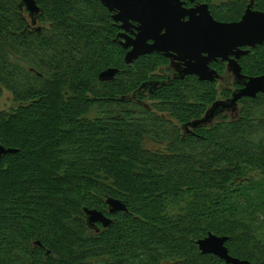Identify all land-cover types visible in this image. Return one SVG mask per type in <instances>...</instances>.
<instances>
[{
	"label": "trees",
	"instance_id": "16d2710c",
	"mask_svg": "<svg viewBox=\"0 0 264 264\" xmlns=\"http://www.w3.org/2000/svg\"><path fill=\"white\" fill-rule=\"evenodd\" d=\"M36 1L34 25L22 0H0V144L16 150L0 155V264H228L199 249L209 233L264 264V91L186 130L240 86L220 90L225 63L215 81L176 77L158 53L128 64L100 0ZM198 1L225 21L250 3ZM239 62L264 75V43ZM109 197L127 209L110 213ZM84 207L112 223L91 228Z\"/></svg>",
	"mask_w": 264,
	"mask_h": 264
},
{
	"label": "water",
	"instance_id": "95a60500",
	"mask_svg": "<svg viewBox=\"0 0 264 264\" xmlns=\"http://www.w3.org/2000/svg\"><path fill=\"white\" fill-rule=\"evenodd\" d=\"M111 12L116 11L113 18L122 22L124 32L120 43L128 51L125 61L132 64L142 55L157 52L172 57L176 77L196 74L201 80L215 81L221 78L217 69L210 67V62L221 59L228 62V71L240 85L231 97L215 101L200 119L187 123L186 130L200 124H209L223 112L235 113L238 102L244 97H256L264 91V75L249 76L242 72L239 58L249 52L243 47H255L264 43V11L253 8L251 0L245 14L238 21L220 22L210 15L207 4H201L200 15L183 8L181 0H100ZM37 22L36 15L41 8L36 0H22ZM190 15L185 21L186 15ZM132 21L138 22L136 31H130ZM40 31V27H37ZM130 32V34H128ZM171 52H174L171 53ZM117 67H108L99 74L101 81L113 80L119 73ZM157 86V83H154ZM145 88L152 90V84ZM16 151L0 144V155ZM109 212L115 213L126 210V204L113 197L106 200ZM88 225L99 230L98 223L104 227L112 223V219L103 211L96 208L84 207ZM227 235L209 233L197 241L202 253L215 254L228 264H252L249 260L240 259L230 254L226 241Z\"/></svg>",
	"mask_w": 264,
	"mask_h": 264
},
{
	"label": "flooded vegetation",
	"instance_id": "af4514ba",
	"mask_svg": "<svg viewBox=\"0 0 264 264\" xmlns=\"http://www.w3.org/2000/svg\"><path fill=\"white\" fill-rule=\"evenodd\" d=\"M255 1V0H254ZM181 2H182V6H183V8H185V9H187V10H191L192 12H193V14H196L197 16H199L200 15V12H199V8H200V5L201 4H207L208 5V10H209V13H210V15H212L213 16V18L215 19V20H217V21H220V22H228V23H230V22H234V21H238V20H240L241 18H242V16L245 14V11H246V9H247V7H248V5L250 4H248L247 5V7H246V9H245V11H244V13H243V15L241 16V18L240 19H238V20H234V21H225V20H220V19H218V18H216L215 17V15H214V13H213V11H212V8L210 7V5H209V3L208 2H202V1H198V0H181ZM214 2V1H213ZM250 2H251V0H250ZM253 8L255 9V10H258V11H264V10H259V9H257V8H255V5L253 6ZM112 14L114 15V14H116V11H113L112 12ZM189 18H190V15L188 14V15H186V17H185V21H187V20H189ZM115 20V19H114ZM116 21V20H115ZM116 22H118L119 23V26H120V28H121V24H122V22H120V21H116ZM138 24V22H135V21H132V26H130V31H133V30H135L136 31V25ZM124 32V30H123V28H121V31L118 33V38L121 40L122 39V37H119V35L121 34V33H123ZM128 34H130V32L128 33ZM260 45V44H259ZM257 46V45H256ZM255 46V47H256ZM255 47H243V49L244 50H249V52H250V50L251 49H253V48H255ZM126 49V48H125ZM127 50V49H126ZM128 51V50H127ZM249 52H247L246 54H248ZM152 53H157V52H152ZM171 53H173L174 54V52H171ZM158 54H162L163 56H165V57H167L168 59H169V61H170V66L172 67V69L176 72V70H175V68L173 67V63L175 62V60H173V62H172V57H170V56H166V55H164L163 53H158ZM245 54H243L242 56H244ZM241 56V57H242ZM241 57L238 59V60H240L241 59ZM218 60H220L221 62H223V63H225V67H226V70H227V72L228 73H230L229 71H228V69H227V67H228V62L227 61H222L221 59H218ZM218 60H213L212 62H210V67L212 68V69H216L215 67H213L212 66V63L213 62H215V61H218ZM240 63V62H239ZM231 74V73H230ZM190 75H196V74H190ZM232 75V74H231ZM187 76V75H186ZM198 78H199V76L198 75H196Z\"/></svg>",
	"mask_w": 264,
	"mask_h": 264
},
{
	"label": "rangeland",
	"instance_id": "374dc122",
	"mask_svg": "<svg viewBox=\"0 0 264 264\" xmlns=\"http://www.w3.org/2000/svg\"><path fill=\"white\" fill-rule=\"evenodd\" d=\"M233 82H234V78L232 75H229L226 79L224 78L219 83L220 90H221V87H224V86H228V87H231L232 89H234ZM146 102L152 103L149 99ZM14 105H15V103L13 102L11 92L9 90L5 89L3 91V95L1 97L2 108L3 109H10Z\"/></svg>",
	"mask_w": 264,
	"mask_h": 264
}]
</instances>
